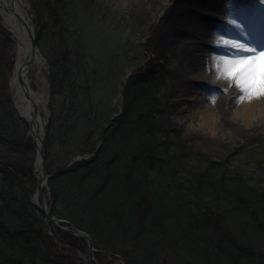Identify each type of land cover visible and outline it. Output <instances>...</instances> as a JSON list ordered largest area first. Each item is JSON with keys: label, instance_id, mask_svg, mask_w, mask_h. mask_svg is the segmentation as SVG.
I'll list each match as a JSON object with an SVG mask.
<instances>
[{"label": "rangeland", "instance_id": "1", "mask_svg": "<svg viewBox=\"0 0 264 264\" xmlns=\"http://www.w3.org/2000/svg\"><path fill=\"white\" fill-rule=\"evenodd\" d=\"M27 1L46 59L29 74L32 88L49 100L46 153L56 175L50 180L55 192L46 190V195L57 217L97 237L95 264H264V126L248 132L224 117L216 136L201 132L198 123L192 126L181 110L193 103L183 99L174 104L184 92H177V74L170 69L186 42L196 52L206 50L200 44L203 35L197 32L185 40L177 33L168 36L164 28L169 18L186 25L215 16L221 20L235 0H171L157 20L151 8L158 0ZM212 5H219L214 14ZM222 22L207 40L226 27ZM254 30H242L245 43L264 50V42L258 47L252 36ZM15 57L13 36L0 17V96L5 100L0 104V162L14 168L8 171L11 183L0 172V223L5 219L17 227L18 215L12 224L9 216L18 212H4L3 206L25 205L22 226L29 222L34 227L28 232L35 241L29 246L26 240L0 238V264H84L85 241L70 238V248L61 244L54 228L58 242L37 236L40 229L47 236L48 227L30 204L38 184L36 143L11 105ZM140 71H152L154 80H140ZM200 72L211 78L206 64L189 77ZM204 83L191 81L217 99L221 90ZM115 115L120 119L113 121ZM98 148L93 162L66 168L73 157ZM98 212L104 221L97 219ZM160 214H165L161 221ZM168 223L178 233L165 236ZM190 228L199 243L186 242L182 255L179 248H168L171 239L182 243L179 237ZM139 229L143 237H138ZM212 243L220 248L211 252ZM118 250L128 251L127 259L114 253Z\"/></svg>", "mask_w": 264, "mask_h": 264}, {"label": "bare ground", "instance_id": "2", "mask_svg": "<svg viewBox=\"0 0 264 264\" xmlns=\"http://www.w3.org/2000/svg\"><path fill=\"white\" fill-rule=\"evenodd\" d=\"M170 1L158 0L153 5L151 8L154 11L153 20L159 18L157 13H161L168 8ZM213 1L218 2L220 0ZM236 1H239L238 5ZM250 1L235 0L234 4L237 5L235 19L240 20L239 25H242V28L237 27V25L230 26L227 36L229 39H235L245 43L247 41L244 38L242 30L255 27L256 30L254 31L256 35L252 36L257 39L259 38L258 47H261L264 42V2L256 0V3L252 4ZM216 8L219 9V5L209 6L210 13L214 14ZM0 17L4 26L11 32L14 40V53L16 55L15 68L10 78L12 98L21 114L30 123V132L35 137L38 148L37 171L39 175H42L40 168L42 164L41 145L45 124L47 122L48 96L45 92L35 91L32 88L29 74L34 66L40 69L46 61L38 50L35 59L32 61L33 63L25 66L31 58L32 36H37L34 25V14L27 0H0ZM220 22L221 20L216 16L211 19H204L203 21L195 20L190 25L182 24L175 21L174 18H169L164 28L168 36L171 33H177L178 35H183L185 40H189L197 32L202 34L203 37L211 35L214 31L213 29L219 27ZM150 25L152 26L153 22ZM205 39L202 38L205 49L212 46L219 51L220 55L227 54L228 56H233L236 54L235 48L224 46L222 41L218 45L217 36L213 45ZM186 43L187 46H184L185 48H183L182 54L178 55L170 72L177 74V81L175 82L177 92H184L177 95L178 98L173 100L174 104L179 103L183 99H189L193 103L192 107L185 105L181 110L182 113H185V117L189 123L192 126L194 123H198L201 126L200 131L209 132L211 136L217 135L218 130L222 127V123H224V117H226L228 123L233 122V125L240 130L245 129L248 132H254V130L263 127L264 96L240 99V89L234 83L229 82L227 79L216 77L214 62H211V59L207 58L206 53L204 51L199 53L198 50L196 52L193 45L188 44V42ZM205 64H211L212 66V71H210L211 78L207 73L201 72L200 76L189 77L190 73H194L197 69L202 71ZM191 81L205 82L206 85H212V90L213 88H218L221 90V94L218 93L217 99H213L206 92L205 88L203 91L198 90L197 87L191 84ZM182 87H186V89ZM223 102L226 109L222 108L223 111H221L219 108ZM226 111L227 115L224 116L223 113ZM179 120L182 122L180 118ZM230 129L232 128L225 129L224 131H231ZM42 188H46L45 185H42ZM33 201L35 204L48 209L47 199L42 189L35 193Z\"/></svg>", "mask_w": 264, "mask_h": 264}, {"label": "snow or ice", "instance_id": "3", "mask_svg": "<svg viewBox=\"0 0 264 264\" xmlns=\"http://www.w3.org/2000/svg\"><path fill=\"white\" fill-rule=\"evenodd\" d=\"M232 23L237 24L235 20ZM237 27L242 28V25L237 24ZM221 41L224 46L235 48L236 54L212 56L216 77L234 83L240 89V99L264 96V50L217 34L218 45Z\"/></svg>", "mask_w": 264, "mask_h": 264}, {"label": "trees", "instance_id": "4", "mask_svg": "<svg viewBox=\"0 0 264 264\" xmlns=\"http://www.w3.org/2000/svg\"><path fill=\"white\" fill-rule=\"evenodd\" d=\"M136 77H139V79L140 80H143V81H153L154 80V78H155V75L152 73V71H149L148 73H142L141 74V71H140V73L138 74V76H136ZM5 102V100H4V96L2 95V96H0V104H2V103H4ZM1 109H3V105L1 106ZM1 112V111H0ZM1 117V116H0ZM1 118H3V117H1ZM4 119V118H3ZM0 128H1V126H0ZM89 162V161H88ZM88 162H83L82 164H88ZM92 162V161H91ZM79 165H81V164H78V166ZM6 210V209H5ZM98 217L101 219V220H103L104 219V215H98ZM131 217L133 218V220H134V217H135V215H131ZM133 223H136V224H138V222H133ZM168 230V229H167ZM140 231V229L138 230V232ZM2 233H4V231L2 232ZM169 232H165L164 233V235L166 236V234H168ZM14 237H24L23 235H24V231H19L18 232V234H12ZM43 235L42 234H40L39 235V237H42ZM165 236H164V238H165ZM138 237H139V234H138ZM181 237H183V236H180L179 238H181ZM139 241V240H138ZM26 242H28L27 244H33L35 241H30L29 242V239L26 241ZM185 245H187L186 243H178V244H176V245H174V246H172V249L173 250H177V248H179V254L180 255H182V253H181V250H182V247L183 246H185ZM123 254H125V253H123ZM200 261H201V259H200ZM128 262H129V260H128Z\"/></svg>", "mask_w": 264, "mask_h": 264}, {"label": "water", "instance_id": "5", "mask_svg": "<svg viewBox=\"0 0 264 264\" xmlns=\"http://www.w3.org/2000/svg\"><path fill=\"white\" fill-rule=\"evenodd\" d=\"M35 51H36V42H35V38L33 37V38H32V47H31V55H34V54H35ZM43 145H45V142L43 143ZM44 154H45V152H44V150H43V155H44ZM76 161H77V159H76L74 162H76ZM74 162H73V163H74ZM43 166H44L45 172H44V176H43L42 179L47 180L48 174H47V171H46V169H47V162H46V160H45V156H44ZM42 211L46 214V216H47L50 220H52L51 213H50L49 211H46L45 209H42ZM52 221H53V220H52ZM81 237H88V236H81ZM92 249H93V247H92V243H91V250H92Z\"/></svg>", "mask_w": 264, "mask_h": 264}]
</instances>
